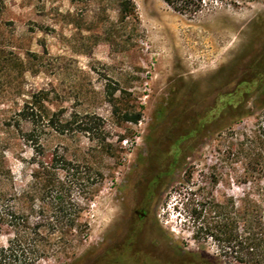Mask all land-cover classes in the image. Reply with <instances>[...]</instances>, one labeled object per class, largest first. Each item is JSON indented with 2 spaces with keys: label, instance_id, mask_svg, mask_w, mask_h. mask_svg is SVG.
Returning a JSON list of instances; mask_svg holds the SVG:
<instances>
[{
  "label": "rangeland",
  "instance_id": "374dc122",
  "mask_svg": "<svg viewBox=\"0 0 264 264\" xmlns=\"http://www.w3.org/2000/svg\"><path fill=\"white\" fill-rule=\"evenodd\" d=\"M132 1L121 19L119 0H0V166L34 211L66 159L89 223L35 264H233L193 210L210 200L219 221L242 195L235 139L264 122V0L193 17Z\"/></svg>",
  "mask_w": 264,
  "mask_h": 264
},
{
  "label": "trees",
  "instance_id": "16d2710c",
  "mask_svg": "<svg viewBox=\"0 0 264 264\" xmlns=\"http://www.w3.org/2000/svg\"><path fill=\"white\" fill-rule=\"evenodd\" d=\"M162 1L173 11L193 17L216 6L240 8L253 0ZM118 5L121 19L137 18L132 0H119ZM164 112V108L160 109L159 116ZM140 116V113H125L123 118L136 123ZM197 123L193 129L185 131L186 136L200 131ZM235 140L243 168L242 195L217 204L223 215L219 221L215 220V215H210V200L196 205L193 215L199 220V232L217 240L221 255L229 253L233 264H264V122L258 124L251 135ZM61 161V165L51 166L45 174V196L38 198L44 201L34 211L25 204L26 189L15 185L9 168L0 166V233L9 236L6 245L0 246V264H35L75 240L81 243L82 237L87 235L89 223L81 213L85 206L72 199L69 162L64 158ZM60 170L64 175H59ZM98 175L101 177L100 173ZM33 176L38 179L36 173ZM224 210H228L226 215ZM30 212L36 216V221H29Z\"/></svg>",
  "mask_w": 264,
  "mask_h": 264
},
{
  "label": "flooded vegetation",
  "instance_id": "af4514ba",
  "mask_svg": "<svg viewBox=\"0 0 264 264\" xmlns=\"http://www.w3.org/2000/svg\"><path fill=\"white\" fill-rule=\"evenodd\" d=\"M136 214L138 215V217H143L144 215H145V213L144 212H142V211H136Z\"/></svg>",
  "mask_w": 264,
  "mask_h": 264
},
{
  "label": "bare ground",
  "instance_id": "6f19581e",
  "mask_svg": "<svg viewBox=\"0 0 264 264\" xmlns=\"http://www.w3.org/2000/svg\"><path fill=\"white\" fill-rule=\"evenodd\" d=\"M166 20V19H165ZM168 21V20H167Z\"/></svg>",
  "mask_w": 264,
  "mask_h": 264
}]
</instances>
